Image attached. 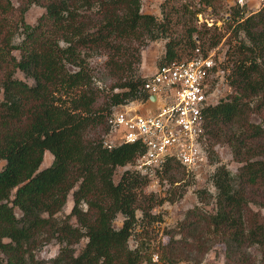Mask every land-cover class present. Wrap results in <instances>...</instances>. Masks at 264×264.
<instances>
[{
    "label": "trees",
    "instance_id": "16d2710c",
    "mask_svg": "<svg viewBox=\"0 0 264 264\" xmlns=\"http://www.w3.org/2000/svg\"><path fill=\"white\" fill-rule=\"evenodd\" d=\"M211 1L202 0L207 6ZM33 5L44 13L30 26L25 13ZM225 22L229 37L221 67L232 93L204 111L203 128L209 163L219 164L214 147L227 146L241 166L235 174L216 167L214 194L197 193L198 202L213 203L214 212L198 205L185 212L161 247L167 264H200L215 243L225 247L224 264H257L253 247L261 251L258 264H264V216L251 208H264V128L251 121L252 115L264 120V5L249 13L233 8ZM18 34L21 41L14 45ZM207 34L187 29V58L196 48L205 54L224 37L217 28ZM206 37L207 48L196 46ZM166 38L165 24L141 13V0H18L16 7L0 0L4 264L143 263L140 248L128 245L134 228L160 222L152 211L185 194L188 174L176 161H167L160 177L173 189L168 198L145 193L149 181L134 170H124L114 182L117 169L133 165L144 148L138 143L106 148L103 141L114 108L147 100L146 79L136 75L141 50ZM179 50V43L169 39L159 65L181 59ZM93 55L105 57L98 71L88 63ZM17 71L33 84L17 79ZM46 151L53 160L41 169ZM69 195L71 211L58 217ZM118 214L123 222L115 229ZM53 241L60 246L58 254L48 263L38 260L36 252Z\"/></svg>",
    "mask_w": 264,
    "mask_h": 264
},
{
    "label": "rangeland",
    "instance_id": "374dc122",
    "mask_svg": "<svg viewBox=\"0 0 264 264\" xmlns=\"http://www.w3.org/2000/svg\"><path fill=\"white\" fill-rule=\"evenodd\" d=\"M244 1L245 4L240 6L237 0H212L211 6H207L202 0H141V13L153 15L159 22L165 24L168 38L150 41L142 48L141 63L137 66L136 75L142 78H148L155 72L156 67L159 66V62L165 53V44L169 39H174L179 43V55L181 59H186L190 50L185 47L184 40L187 34V29L192 26L196 27L197 30L205 29V31L208 32L207 37L214 32L215 28H217L218 32L223 34L224 37L216 46V50L219 54L226 51L227 44L225 43V40L229 37V32L226 30L225 21L230 15L232 9L239 8L245 13L256 12L260 9L257 0ZM11 2L14 7L18 6V0H11ZM43 13V8L33 5L25 13V22L30 26H34ZM207 37L196 41V46L204 44V48H207ZM20 41V34H18L15 36L14 45H18ZM182 49L187 51L184 52ZM13 54L19 58V52L17 50H15ZM104 61V56L93 55L89 58L88 63L94 71H98ZM15 77L29 85L33 84V81L26 78L20 71L16 72ZM97 84L102 86V83ZM231 93L232 91L230 87L227 85L226 81H224L217 86V89L214 92L215 101L219 102ZM67 98L66 95L62 96L63 100H66ZM127 105L132 109L136 108L137 111L141 110L144 112L147 111L149 107L146 103H142V101H133ZM251 121L256 124H261L264 128V120L262 121L261 117L252 115ZM104 138L106 139V136ZM214 151L218 155L219 164L209 163L208 166L197 169L196 171H193L192 174H188L185 183H188L189 185L185 194L181 198L177 197L173 203L165 202L152 211L153 214L161 220L160 222L148 226L139 224L134 228L133 235L130 238L128 245L130 249H135L136 247L140 248L142 251L141 254L143 255L142 264H167L165 259H161V247L169 243L167 232L177 226V224L184 218V214L187 210L198 205L203 207V209L209 213L214 212L213 203H210L209 205L199 203L197 193L201 190H206L207 192L214 194L215 189L212 186L211 178L218 165H224L232 174H235L237 169L241 166V164L234 161L232 153L227 146H216L214 147ZM52 160V155L50 152L46 151L41 169L50 166ZM3 165L4 161H0V170ZM124 170H132V167L127 166L117 169L113 177L114 182L118 181ZM170 190L173 191L168 182L159 177L158 182L148 183L145 193H153L159 198H168L170 197ZM71 207L72 198L71 195H69L66 205L62 212L57 216L62 218L65 217L70 213ZM251 208L254 211H260L264 216V208H259L254 205H251ZM15 214L17 217L21 215L17 209H15ZM137 217H140L139 212H137ZM122 222L123 217L118 214L113 222V227L119 229L122 226ZM71 223L75 224V220L71 219ZM176 238L180 237L178 236ZM85 242L86 240H83L76 249L80 250ZM59 247V244L53 241L38 250L36 252V257L38 260H44L48 263L50 259L58 254ZM224 248V245L215 243L202 258L200 264H224ZM250 254L256 261L255 263L258 264L261 258V251L259 248L253 247L250 249ZM0 264H4V258L1 254ZM178 264H184V262H179Z\"/></svg>",
    "mask_w": 264,
    "mask_h": 264
},
{
    "label": "built area",
    "instance_id": "2783aa9c",
    "mask_svg": "<svg viewBox=\"0 0 264 264\" xmlns=\"http://www.w3.org/2000/svg\"><path fill=\"white\" fill-rule=\"evenodd\" d=\"M240 6L244 0H237ZM258 6L264 0H257ZM225 51L216 47L203 54L196 48L191 57L156 67L143 86L147 111L129 105L114 108L108 117L103 146L141 144L144 151L132 167L156 183L168 160L179 163L187 174L209 165L204 136V111L218 103L214 92L225 81L221 63ZM154 96L155 101H149Z\"/></svg>",
    "mask_w": 264,
    "mask_h": 264
},
{
    "label": "water",
    "instance_id": "95a60500",
    "mask_svg": "<svg viewBox=\"0 0 264 264\" xmlns=\"http://www.w3.org/2000/svg\"><path fill=\"white\" fill-rule=\"evenodd\" d=\"M149 101L154 102L155 101V97L154 96H150L149 97Z\"/></svg>",
    "mask_w": 264,
    "mask_h": 264
}]
</instances>
